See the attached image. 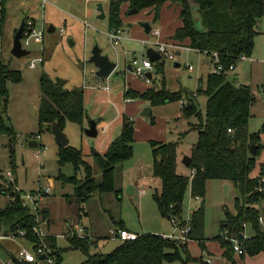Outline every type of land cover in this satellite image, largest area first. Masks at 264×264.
<instances>
[{"label":"rangeland","instance_id":"rangeland-1","mask_svg":"<svg viewBox=\"0 0 264 264\" xmlns=\"http://www.w3.org/2000/svg\"><path fill=\"white\" fill-rule=\"evenodd\" d=\"M48 1L46 9L43 7L42 0L36 5L32 0L0 1V23L3 9L6 11L4 35L0 40V58L12 70L20 71L23 78L18 84L8 85L9 101L6 108L0 109L7 128L14 131V136L0 132V177L7 180L6 173L12 171L15 173V183L17 181L19 187L26 193L51 188L50 196L46 197L42 203L44 208L49 206L51 211L49 215H43L40 228L46 236L55 237L57 247L61 252V264H85L87 261V255L81 250L73 249L72 243L67 238L69 230L73 227L77 233L83 230L84 235L94 240L95 245L89 250L91 255H107L117 249L121 241L115 239L111 231H118L121 225L140 236L153 234L167 238L180 237L184 227L181 228L178 222L177 225H173L170 220L165 219L155 201V196L161 192V180L156 179V183L153 181V155L151 140H148L152 138L155 139L153 141L173 143L179 136L186 134L182 139L185 145L193 143L198 132L189 129L192 128L191 125L197 123V119H186L179 102L154 107L153 116L148 119L141 115L146 107L135 116L138 121L143 120L148 125L142 127L134 120L133 157L116 169V189L121 190L120 196L96 192L87 202L82 203L76 197L75 186L59 179L61 176L73 178L77 175L78 180H83L85 172L84 169L76 172L71 164L63 166L60 164V148L56 145L54 135L50 131H44L45 128L40 125L38 117L33 116V108L38 109L40 105L41 77L47 75L53 80H62L68 89L87 87L94 80H99L105 86L111 84L124 89L133 74L127 69L133 55L142 56L145 53L143 52V41L133 39L130 33L125 35L127 37L121 46L113 47L109 44L108 36H106V29L109 27L108 18L99 20L96 14L99 4L107 5L103 0H99L101 2L97 0ZM32 7H34L35 15L37 14L38 22L44 21L46 27L45 62L35 69H32L30 64L40 53L39 44H33L28 49L31 52L28 57L19 59L12 54L15 31L21 25L19 21L32 15L30 10ZM89 9L94 11L95 15L88 16ZM147 12L142 11L135 14L134 21L140 20L137 22L140 25L143 23L142 20H152ZM170 14L169 18L166 13L163 14L162 25L152 23L153 29H159L160 36L151 35L150 40L145 41L157 44L161 36L160 40L163 39L166 27L172 23L174 18L173 14ZM134 21L131 22L132 27L127 26L130 31L136 25ZM51 24L57 29L54 33L48 32ZM84 24H87L89 28H86ZM197 27L201 29L203 26L198 22ZM61 30L64 31L62 36H60ZM258 30L264 32V18L259 23ZM127 38L129 39L126 40ZM71 40L73 45L70 43ZM96 45L112 61H118V72L108 80L96 79L91 73L94 65L88 61ZM117 53H119L118 58ZM252 58L256 60L253 66L242 61L238 63L236 72H239L237 73L238 84L249 87L255 93L256 102L251 109L248 128L251 134H258L264 124V95L262 93L264 89V35L257 38ZM157 63H154L151 82L148 83L142 78H137L135 81L156 89L165 87L170 93L182 91L192 95L197 94L196 104L205 114L208 97L205 94L198 95V91L206 87V78L212 73V57L205 53L184 49L175 52L174 60L163 59L159 62L164 65L163 73L158 72L159 64ZM176 64L180 66L177 67ZM189 65L193 66L194 71H189ZM228 79L234 83L233 74H229ZM234 84L237 85V83ZM63 132L69 140V147L82 151L84 160L89 164L92 163L90 152L92 150L98 152V140L87 139L81 128L73 123H67ZM38 134L42 137L39 141L41 147L32 149L29 142L33 136ZM12 138H16L14 157L10 147L13 144ZM261 143L263 149L257 158L259 165L264 164V136ZM43 146L48 148L44 152H42ZM184 149V151H189L187 147ZM259 172L260 170H256L255 175H259ZM144 176L147 179H143L141 183L142 191L129 195V184L136 183L138 178ZM96 178L97 181L101 180V171L97 172ZM2 182L4 183V179ZM226 185L228 184L220 180L209 181L204 199H192L190 188L185 194L180 220L188 225L193 212L203 207L207 240L220 234L221 225L225 222L228 213L233 215L236 213V201L240 193L234 185L231 184L228 189ZM6 204V197L0 195V210L5 209ZM260 207L264 210V204ZM8 228L4 225L2 229L9 230ZM245 234L248 235L247 229ZM18 240L19 244L33 251L31 243L27 240ZM37 264H44V262L37 260ZM164 264L180 263L165 262Z\"/></svg>","mask_w":264,"mask_h":264},{"label":"trees","instance_id":"trees-1","mask_svg":"<svg viewBox=\"0 0 264 264\" xmlns=\"http://www.w3.org/2000/svg\"><path fill=\"white\" fill-rule=\"evenodd\" d=\"M180 7L182 26L173 36L174 42L182 47V43L189 41L187 46L200 53L218 52L220 60L229 68L236 64L239 57L246 55L252 57L256 38L259 35L258 25L264 18V0H109L108 23L109 31L123 28L121 20L122 7L129 5L128 12L133 10L137 14L152 9L155 12L154 20L158 21L161 9L166 4ZM192 4L198 7L203 30L197 28L194 20ZM6 11H2L0 23V40L4 35ZM163 59L158 61V72L163 73ZM20 71L12 70L0 58V109L6 108L9 101L8 85L22 82ZM40 105L38 119L44 131H51L55 122L64 131L67 123L78 125L85 130L87 112L84 101L83 88L68 89L62 80H53L43 75L40 80ZM208 97L205 114L196 104L197 94L187 92L170 93L165 87L152 88L144 93L128 90L125 94L127 100H142L151 107H159L172 102L185 101L182 112L186 119H197L191 125L190 131L198 132V140L192 145L189 154L191 158L187 173L179 172V149L183 136L173 143L151 141L153 155V175L161 180V192L155 196L161 215L170 221L177 220L181 228L187 226L182 222L180 213L185 194L191 189L192 199L206 197L207 183L220 180L234 185L240 197L236 201V213L227 214L225 222L221 225L219 236L214 240L220 242L225 250L224 258L229 264H237L234 260L235 250L231 240H239L243 244L244 254L255 257L264 252V229L259 219L263 216L264 204V165L260 166L258 176H253L257 168V158L260 156L264 124L258 134H251L249 123L251 109L256 97L249 87L237 86L228 79V74H209L206 78V87L198 91ZM153 123L154 120L152 119ZM231 130V132H229ZM0 132L14 136V131L7 125L0 112ZM189 133V132H188ZM134 121L125 116L121 133L111 143L106 154L92 150V163L84 160L82 151L69 146L60 148V164H71L75 171L84 169L85 177L78 180L73 178L59 179L64 183L75 186L76 197L79 202H87L96 192L100 194H116L120 196L121 190L116 189V169L133 157L134 151ZM40 134L33 136V138ZM231 137H233L231 139ZM16 138H12L11 153L15 156ZM256 144V156L250 155V147ZM101 171V180L97 181V172ZM15 174V173H14ZM0 177V195H7L11 199L5 209L0 210V222L9 226L13 233L26 234L25 239L30 241L35 251L45 247L46 254L53 259V264H61V252L57 247L55 237L47 236L39 239L34 233L37 226L34 216L28 208L23 206L21 193L16 191L17 184H6ZM13 199V200H12ZM43 215L48 214L44 211ZM177 223V224H178ZM188 225L191 231L187 234V241L181 242L160 235H143L136 241L121 242L119 247L107 255L89 254L95 245L94 240L85 236L74 237L69 241L73 249H78L87 255L85 264H164L165 262L180 264H193L197 262L187 247L188 241H195L200 248L206 250L205 213L203 207L194 211ZM251 230L252 235L243 240L242 233L245 228ZM124 226L121 225L120 229ZM227 232L225 239L223 234ZM97 243V242H96Z\"/></svg>","mask_w":264,"mask_h":264},{"label":"crops","instance_id":"crops-1","mask_svg":"<svg viewBox=\"0 0 264 264\" xmlns=\"http://www.w3.org/2000/svg\"><path fill=\"white\" fill-rule=\"evenodd\" d=\"M32 1H33V3L35 5L40 3V0H32ZM97 1L101 2L99 0H97ZM103 1L107 3V5L105 4V6H104L103 3H102V5H103V8H104V11H105V14H106V18H108V14H109V0H103ZM41 6H42V4H41ZM46 7H45V9H46ZM128 9H129V5L128 4H126V5H124L122 7L121 20H122V23H123V29L126 30L128 33H130L132 35L133 39L139 40L140 42H142V41L144 42L147 39L150 40L149 36H151V33L150 34L146 33V30L144 29L143 24L144 23L150 24L152 29H153L152 23L156 24V25L157 24L158 25L159 24L162 25V23H163V14H165V13L167 15V18H169V16H171L170 13L173 14L174 18L172 19V23L166 27V30L163 33V36H164L163 39L160 40L162 36L158 39L159 42L174 41L172 38H173L175 32L177 31V29H179L182 26V20L180 18V10L181 9L177 5H172V4H169V3L166 4L161 9L160 17H159L158 21L154 20L155 12L152 9L145 10V11H148L147 12L148 16L152 20H148V19L147 20L146 19L142 20L141 22H143V23H141L140 25L137 24V22H139L140 20L139 21L138 20L134 21L133 17L135 15L129 13ZM30 10L32 12V15L30 17L25 18V19H21L19 21L21 24L23 22H26V20H28V19H33V20L38 21L36 19L37 14L35 15L34 7H32ZM163 11H164V13H163ZM87 13H88V16L95 15V12L90 10V9L88 10ZM96 14H97V19H98V16H99L98 10H97ZM174 19H175V21H174ZM133 21L136 22V25H134L133 28L130 31V29L127 26L132 27L133 23H131V22H133ZM151 21H153V22H151ZM20 26L21 25H19V27H17V29L15 31V35L18 32ZM50 28L53 29L52 32H49ZM258 29H259V25H258ZM106 30H107V32H106V36H107V34L109 32V27ZM56 31H57L56 27L53 24H51V26L48 29V32L49 33H54ZM258 32H259L258 37L260 35H264L263 31L261 32V31L258 30ZM128 33H127V35H128ZM257 38H256V40H257ZM128 39L129 38H127L126 40H128ZM44 43H45V41H44ZM182 44L184 45L185 49H189L187 47L189 45V41H186V42H184ZM142 45H143V43H142ZM119 46H121V45H119ZM189 50H191V49H189ZM192 51L200 53V52L195 51V50H192ZM143 52H144V49H143ZM103 54L105 55L104 51H103ZM178 54H180V53H178ZM118 57H119V53H117V58ZM252 59H253L252 62H247V63L251 64L253 66L254 63L256 62V60L254 58H252ZM117 63H118V61H117ZM237 68H238V64L236 66V69L231 74H233L234 83H237V86H240V84H238V81H237V80H239L238 75H237V73H239V72H236ZM127 69L130 72H132L131 62L129 63ZM96 72H97V69L94 66V70H91V73L95 76L96 79H99L96 76ZM117 72H118V70H116L114 72V74H116ZM132 76H135V74L133 73ZM132 76H131V79L129 78L128 83H127V85L125 86L124 89L122 87H116L115 85L112 86L111 84L105 86L99 80H96V81L94 80V81H92L90 83L89 86L83 88V90H84V98H85L84 99L85 108H86V112H87V116H88L86 121H85V129L90 127V122L91 121H95L98 124V126H97L98 136L95 137V138H89V137H87L85 135V132H84L85 130H82V129L81 130H82L83 135L87 139H91L92 141L98 140V142H97V148L98 149L97 150H98V152L100 154H103V155L106 154L108 149H109V147H110V145H111V143L121 133V129H122V125H123V121H124V117L125 116L131 118L133 121L136 120L137 123L139 122L140 126H142V127L148 125V124L146 125L143 120H139L138 121V119H136L135 116L140 114L142 112L143 108L151 107L150 104H148L147 102H144L142 100H138V101L127 100L125 98V94H126V92L128 90H131V89L134 90L135 92L144 93L145 91H147L149 89H152V87L149 86V85L148 86L147 85H142V84L136 82L135 80H137L138 77L135 76L136 79H134L135 77L133 78ZM239 76L241 77L240 74H239ZM253 94L255 95V93H253ZM179 104H180V109L182 110L181 102H179ZM37 108H38L37 110H39V107H37ZM151 109H152V112H151V117H152L154 108L151 107ZM189 130H191V128ZM179 137H178V139L176 141L179 140ZM148 140L153 141L155 139L149 138ZM197 140H198V135H197L196 139L193 141V143L190 144V145L189 144L185 145L186 143L184 142V140L183 141L180 140L181 143H180V149H179V159H180L179 172L182 173V174H186L187 173V168L183 164V158L185 156H187L186 154L190 153L192 145H194L197 142ZM262 140H263V136H262ZM185 147L189 148L188 149L189 151H184ZM261 165H264V164H261ZM261 165H259L257 163L256 170H260V166ZM253 176H258V174L255 175V172H254ZM145 178L147 179L146 176L138 178L136 180L137 185L134 182L129 184V186H128L129 187V191L128 192L130 193L129 195H135V194L138 193V191L139 192H140V190L142 191V189H140V187H141V183H142L143 179H145ZM156 179L157 178H155V177L153 178L154 183L157 182ZM224 183H226V182H224ZM16 184H17V188L20 191H22L23 193H26L25 191H23L19 187L17 181H16ZM226 184H228V186H231L229 183H226ZM31 192H36V191H31ZM3 196L6 197L7 204H8L9 201H10V197L7 196V195H3ZM49 196H50V194H49ZM43 209L48 215L50 214L51 208L49 206H46V208H44V205H43ZM263 226H264V224H263ZM3 227H4V224L0 223V264H9L10 262H13V258H17L18 259L19 253H20V251L22 249H26V250H29L30 252L34 253L35 247L30 241H28L24 237H21L20 235H17L16 233H13L9 226H8L9 230H5V229L3 230L2 229ZM118 230H127V231H129L125 227L123 229H118ZM247 231H248V237H250L252 235V232H251V230H248V229H247ZM86 234L88 235V231L87 230H86ZM217 236H219V235H217ZM217 236L211 237L206 242V250H204V251L200 248V246H199V244L197 242H195V241H188L187 242V247H188V250H189L191 256L195 260H197V262H195L193 264H229L226 261V259L224 258L225 250L222 248L220 242L214 240V238L217 237ZM18 239H22V240L25 239L29 243H31L33 251H31L29 248H25L24 246L19 244L17 242V241H19ZM37 260H40V257ZM37 260L34 263H27V262H24V261L23 262L26 263V264H37ZM234 260L236 261L237 264H264V252H262L260 255L255 256V257H250V256H248V255H246L244 253L243 254L235 253L234 254ZM42 262H44V264H46L45 261H42Z\"/></svg>","mask_w":264,"mask_h":264},{"label":"built area","instance_id":"built-area-1","mask_svg":"<svg viewBox=\"0 0 264 264\" xmlns=\"http://www.w3.org/2000/svg\"><path fill=\"white\" fill-rule=\"evenodd\" d=\"M1 1V0H0ZM43 7L45 8L46 5L48 4V0H43ZM86 26V28H89V26L87 24H84ZM45 33H46V27H45V22H38L36 20L33 19H28L25 22V29L22 35V47L24 49H29L33 44H39L40 46V53L37 57H35L31 64L30 67L32 69H35L38 67V65H42L44 63L45 57H44V41H45ZM64 33L63 30L60 31V36H62ZM128 32L122 28L118 29V30H112L109 31L107 36L108 39L110 41V44L113 47H118L119 45L122 44L123 40L126 38V34ZM151 35L154 36H160L159 33V29H152L151 30ZM143 43V49H144V53L145 55L142 56H137V55H133L132 59H131V68H132V72L135 74V76H137L138 78H142L144 79L146 82H151V80H149V78H147V74L148 73H152L154 70V63H152L150 61V59L147 56V48L146 46L152 47L154 48L162 57V59H169V60H174L175 59V52L176 51H181L184 50L185 48L174 43V42H159L157 44H153L149 41H144ZM208 54L209 56L212 57V73L216 74V75H220L223 73H227L228 75L231 74L235 69L238 63L244 61V62H252L253 59L252 57L246 56V55H242L239 57L238 61L236 64H232L229 66V68H226L225 65L221 62L220 60V54L218 52H212V53H205ZM189 71H194L193 66L189 65L188 66ZM262 93L264 95V89L262 90ZM182 106H184L186 104L185 101H181ZM231 132V130L229 131ZM32 140H36L39 141L41 140L40 136H37L35 138H33ZM39 147H41V145L39 144ZM44 149L42 150V152L46 151L48 148L46 146H43ZM39 155H41V153H39ZM38 155V158L40 157ZM6 178L7 180H4L10 184V183H15V177H14V173L12 171H9L6 173ZM16 191L19 193L20 190L18 188H16ZM51 193V188L47 187L45 189H40L36 192H29V193H21V199L23 201V206L28 208L31 215L34 216L37 226L34 228V233L36 234V236L43 240L45 239L47 236L43 233V231L40 228V224H41V219L43 217V205L42 203L44 202V200L46 199V197L49 196V194ZM11 199V198H10ZM13 200V199H12ZM173 225H177V221L175 219H173L172 221ZM260 224L263 226L264 224V217H260L259 219ZM244 228L246 229V226H244ZM191 231V227L189 225H187L186 227H184V229L181 231V236L180 237H171L170 239H174L177 241H187V234ZM25 232L21 231L20 232V236L24 237L25 236ZM111 234L113 235V237L117 240H120L121 242H126V241H136L140 238L139 234L127 231V230H112ZM225 239L227 238V232H225L223 234ZM74 237H79V238H84V231L80 230V233H77L76 230L74 228H72L71 230H69V233L67 234V238H74ZM242 237L243 240H247L249 237L248 235L245 234V232L242 233ZM231 242L233 243V247L235 250V253L237 254H243V244L241 243V241L239 240H231ZM43 255H47L46 254V250L45 247H40L37 248V250L35 251V253L30 252L29 250L26 249H22L19 253L18 259L27 263H34L36 262V260L43 256ZM46 264H53L54 261L52 258H50L47 255V259H46ZM9 264H14L13 262H10Z\"/></svg>","mask_w":264,"mask_h":264},{"label":"water","instance_id":"water-1","mask_svg":"<svg viewBox=\"0 0 264 264\" xmlns=\"http://www.w3.org/2000/svg\"><path fill=\"white\" fill-rule=\"evenodd\" d=\"M192 8H193V11H194L195 24L197 26L198 22L201 23V18H200V16L197 13L198 7L196 5H194V4H192ZM97 10L99 12L98 19L99 20H105L106 19V14H105L103 5L99 4L98 7H97ZM131 14L135 15V14H137V11L133 10L131 12ZM143 27L146 30L147 34L151 33L152 27L150 26V24L144 23ZM24 29H25V22H23L21 24L18 32L15 35L14 42H13L12 54L16 58H19V59L24 58V57H28V56L31 55V52L29 50L24 49L22 47L21 40H22V35H23V32H24ZM200 30H203V27ZM52 31H53V29L50 28L49 32H52ZM70 43H71V45H73L72 41H70ZM147 56H148V58L150 59V61L152 63H156V62H158V61H160L162 59L161 55L152 47H148L147 48ZM89 63L93 64L96 67V69H97L96 76L99 79H101V80L110 79V77L114 74V72L118 68V63L112 61L109 56L104 55L103 54V50L98 45H96L92 49L91 57L89 59ZM176 66L179 67L180 65L176 64ZM147 78H149V80H152L153 79L152 73H148L147 74ZM151 112H152L151 108H145L141 115L144 118L148 119V118L151 117ZM37 114H38V110L36 108H33V116H37ZM97 126H98V124L95 121H91L90 122V127L85 129V131H84L85 135L87 137H89V138L97 137L98 136ZM51 131H52V134L55 137L56 145L59 148H66V147L69 146V140L66 137V135L64 134V132L60 129L58 122H55L53 124ZM232 138L233 137H231V139ZM29 146L32 149H37V148H39V143L36 140H31L29 142ZM257 149H258V146H256V144H252L251 147H250V155L256 156ZM183 164H184V166L186 168H189L190 164H191V158L188 157V156H185L183 158ZM228 188H229V186L226 185V189H228ZM128 194H130V193L128 192ZM263 216H264V210H263ZM46 259H47V255H43V256L40 257L41 261H46ZM13 262H14V264H26V263H24L23 261H21V260H19L17 258H13Z\"/></svg>","mask_w":264,"mask_h":264}]
</instances>
